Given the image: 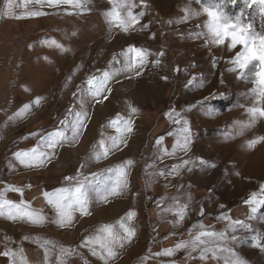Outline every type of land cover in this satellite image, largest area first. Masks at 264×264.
Returning a JSON list of instances; mask_svg holds the SVG:
<instances>
[{"label":"rangeland","instance_id":"1","mask_svg":"<svg viewBox=\"0 0 264 264\" xmlns=\"http://www.w3.org/2000/svg\"><path fill=\"white\" fill-rule=\"evenodd\" d=\"M133 2L138 5L133 9L134 14L141 11L145 14L135 30L127 33L115 25L110 27L105 19L104 13L111 8L108 0H87L88 10L82 13L67 5L49 7L46 3L30 2L15 7V15L32 11L45 14L0 18V190L5 185L22 188L23 197L9 191L5 199L18 204L23 198L33 209L43 207L45 215L53 217L42 193L67 187L63 178L75 175L84 163L86 167L81 172L90 177L86 191L91 211L89 216H78L73 227L63 229L50 222L33 226L0 216V252L6 248L23 249L27 264H44V249L33 241L49 240L55 245L76 249L78 254L66 258V264H102L87 248L78 245L85 237L99 234L97 230L103 225H112L119 231L117 222L129 210H134L137 215L131 226L136 235L124 248H116L119 255L114 264H171L172 261L175 264H224L223 259L219 262L186 259L187 251L183 249L172 257L152 254L171 248L180 240H188V229L193 224H202L206 231H223L226 221L217 217L227 213L232 220H240L254 230L234 233L239 242L230 246L236 258L244 264H264V239L260 241L261 247H253L251 239L255 233L264 234V206L257 207L255 218L249 219L253 213L245 203L250 194L258 192L264 184V141L253 148L247 147L248 141L264 137V118L237 134L238 125L249 121L246 108L252 106L251 89L254 87L243 78L237 79L238 72L229 71L233 65L226 63L239 46L229 52L226 46L208 44L203 27L206 15L191 16L181 22L186 8L202 12L201 5L210 0H200V3L196 0H145L146 8L139 6L140 0ZM3 4L4 0H0V8ZM66 10L74 14L68 15ZM242 10L243 22L251 23L255 31L264 34V16L257 14L254 8L245 9L243 0H236L225 8L232 17ZM197 33L202 35L197 38ZM50 40L69 51L46 47L45 42ZM129 46L144 48L151 54L143 74H119L111 82L108 99L96 103L87 92V77L99 76L98 70L108 69L114 54L121 63L113 62L112 70L119 69L123 62L120 53ZM161 51L164 55L153 67L152 61ZM177 67L179 72L172 71ZM162 76L169 79L165 81ZM193 76L199 83L185 87L187 79ZM37 98L40 104L31 105L22 118L9 119L24 104H31ZM129 106L137 108L138 112L131 116L134 131L129 135L127 147L97 163L92 145L102 139L101 133L103 138L117 135L109 121L117 114L129 118ZM189 106L191 109L187 110ZM82 108L89 119L79 143L57 148L55 157L42 168H29L14 159L17 151L38 146L40 137L30 136V133L46 136L59 125L68 109L73 110L66 128V135L71 136V123ZM172 109L189 121L192 142L186 155L178 146L175 155L165 156L160 152L161 147L171 152L173 145L183 140L181 126L173 125L165 116ZM169 131L172 136L167 135ZM161 136L163 144L155 145ZM184 159L195 161L197 166L187 165L180 169L179 175H150L168 171ZM125 160L134 161L128 170V187L121 194L109 197L107 202L103 201L115 175L103 172L91 178V173H101ZM200 160L207 163L199 165ZM147 165L153 167L146 168ZM146 181L150 184L146 185ZM173 197L189 204L187 215L179 224L174 223L177 218L172 213L163 211L173 203ZM157 200H163L160 208L156 207ZM201 209L203 216L199 215ZM48 248L49 264H57L58 249L51 245ZM142 257L148 258L142 262ZM0 264H8V258L0 256Z\"/></svg>","mask_w":264,"mask_h":264},{"label":"snow or ice","instance_id":"2","mask_svg":"<svg viewBox=\"0 0 264 264\" xmlns=\"http://www.w3.org/2000/svg\"><path fill=\"white\" fill-rule=\"evenodd\" d=\"M30 2L39 4L46 3L49 7H59L61 5H67L75 10H79L80 13L87 11V0H21V3H17V0H4L3 7L0 8V18L13 17H36L44 15L45 13L39 11L25 12L22 16H16L14 13L15 7L25 6ZM200 3V0H196ZM111 8L104 13L105 19L109 23L110 27L115 25L121 31L127 33L130 29L135 30V26L140 24L141 17L145 14L143 11L134 14L133 9L138 5L133 0H108ZM236 0H216V2H210L206 5H201L202 12H197L186 8L185 15L181 22H186L191 16L206 15L207 20L203 23V27L206 29L208 36L207 43L212 46H226L229 52L237 49L232 57L226 61V63L233 65L229 69L231 72H238L237 79L243 78L245 82H251L254 87L251 89V97L253 103L251 107L246 108V112L249 116V121L245 124L238 125L237 134H242L244 130L253 126L260 118H264V34L258 33L253 28L251 23H244L242 17H244V10L239 15L234 17L229 16L225 12V8L228 4H235ZM245 9L254 8L256 13L260 16H264V0H243ZM140 7L146 8L147 4L145 0H140ZM66 14L72 15L73 12ZM142 28H148V25H142ZM199 27V25H198ZM75 35V33H73ZM202 35L197 33L196 37ZM46 47H55L61 52H67L69 49L63 47L55 40L45 42ZM151 55L146 49L135 46H129L127 49L120 53L123 57L122 66L119 69L112 70L113 62L121 63L114 54L112 61H109V68L100 71V75H89L86 83L89 86L87 89L88 94L95 100L96 103H102L108 99V96L112 92L111 82L121 73H127L135 76L143 74L147 67ZM164 52H159L157 58L152 61V66L155 67L160 63L159 57H162ZM46 59V58H45ZM216 60L213 59V66H215ZM174 72H179L180 68L173 69ZM74 75V73H73ZM161 79L167 81L168 76H162ZM71 77H69V81ZM118 82V81H116ZM194 82H198V78L193 76L187 79L185 87L194 86ZM79 87V86H78ZM27 91V89H25ZM75 95V93H74ZM207 98H205V101ZM197 103H202L197 101ZM40 98L35 99L31 104H24L20 109L14 113L10 120L16 118H22L31 109V105H39ZM243 107V105H239ZM191 106L187 110H190ZM138 109L129 106V118L117 114V116L109 121V126L114 128L117 135L103 138L92 145V155L97 163L101 160H107L108 157L117 151H122L124 147H127L129 135L134 131L132 115L136 114ZM73 110L68 109L67 114L61 120L59 125L47 135L41 133H30V136H39L37 141V147H33L28 151H17L13 154L14 159L21 165L29 168H42L46 167L48 163L56 155V150L59 147H63L65 144L74 146L79 143L80 137L83 135L84 130L87 127V120L89 119L86 110L76 112V119L71 123V136L66 135V128L70 123V116ZM165 116L170 120L173 125H180V134L183 137L182 142L177 141L174 144L172 151L168 152L165 148L161 147L160 152L165 156L175 155L177 152V146L180 151L187 154L189 145L191 144V130L189 127V121L184 119L180 112L175 109L165 113ZM167 135L172 136V131H169ZM227 138V137H226ZM28 139V137H23ZM164 137H158L155 141V145L161 146L163 144ZM264 141V137H258L256 139L247 142L248 148H253L257 143ZM207 162L204 160L199 161V165H205ZM197 166L196 162L191 159H184L180 164L172 165L168 171L150 173L158 176L179 175L180 169L187 165ZM134 165L133 160H125L120 164L113 167L103 169L101 173H91V178H97L102 175L103 172L114 173L115 180L109 187L107 192L103 195V201L107 202L109 197L117 196L121 194L127 187L128 170ZM215 167V165H211ZM86 165L80 164V167L76 170V174L73 176H65L63 179L67 182V187H61L53 192H43L42 196L45 204L51 208L54 213L53 217L45 215L44 208L33 209L29 203L23 198L20 202L14 203L5 199V194L9 191L17 192L23 197V189L15 187L13 185H5L0 190V216L11 221H23L33 226H43L45 223L50 222L55 224L58 228H69L74 226V221L79 217L91 215L89 209V201L86 191V182L90 180L89 176L83 175L81 169H84ZM152 165H147L146 168H151ZM188 170H191L190 168ZM150 184V181H146V185ZM25 187H31L26 185ZM191 198L189 197V202ZM156 207L160 208L163 204V200H157ZM247 205L251 207L253 215L249 216V219H254V214L257 211V207L264 206V184L260 185L258 192L250 194L249 198L245 201ZM188 203H180L178 198L173 197V203L166 208H163L164 212L172 213L177 219L175 224H179L183 221L187 215ZM223 207V205H221ZM78 214V215H77ZM204 210L201 209L199 215L203 216ZM137 213L134 210H129L124 217L118 221L119 231L114 230L112 225H103L97 231L99 234L95 236L85 237L79 248H87L91 255L98 257L102 264H114L115 259L119 253L116 248H124L127 244L131 243L135 237V229L131 226V221L136 217ZM218 220L226 221V227L223 231H206L203 230L202 224H193L188 229L189 239L180 240L175 243L171 248L163 249L160 252L153 253L154 256L172 257L176 252L180 250H186V259H196L200 261H207L209 259L219 260L223 259L224 264H244L243 261L236 258V254L233 248L230 246L233 243H238L239 239L237 235L238 231H246L252 233L253 228L240 221L232 220L231 217L224 213L217 217ZM194 229H199L193 231ZM232 233L231 235H229ZM27 239V237H25ZM253 241V247H261L260 241L264 239V234L255 233L251 236ZM39 247L44 249V264H49V248L51 245L53 248L58 249L57 264H66V258L78 254L76 249L65 248L53 244L52 241H38L34 240ZM264 250V247H262ZM23 249L12 250L6 248L3 252H0V256L8 258V264H27V261L22 255ZM196 256H193V254ZM228 254L224 256L222 254ZM210 254V255H209ZM148 257H142L146 260ZM234 258V259H233ZM171 264H175L174 261Z\"/></svg>","mask_w":264,"mask_h":264},{"label":"clouds","instance_id":"3","mask_svg":"<svg viewBox=\"0 0 264 264\" xmlns=\"http://www.w3.org/2000/svg\"><path fill=\"white\" fill-rule=\"evenodd\" d=\"M262 80H264V77H262Z\"/></svg>","mask_w":264,"mask_h":264}]
</instances>
